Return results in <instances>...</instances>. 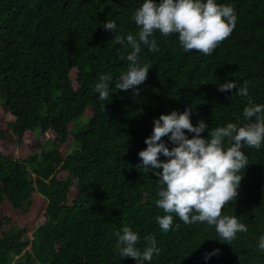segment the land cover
<instances>
[{"label": "trees", "instance_id": "1", "mask_svg": "<svg viewBox=\"0 0 264 264\" xmlns=\"http://www.w3.org/2000/svg\"><path fill=\"white\" fill-rule=\"evenodd\" d=\"M219 2L231 3L238 19L213 54L186 53L177 34L157 31L158 51L141 46L139 58L150 69L134 92L115 87L127 68L121 57L131 49L116 44L103 22L115 19L118 35L135 34L131 16L142 0H0V109L7 118L0 127V208L25 216L35 197L44 203L43 221L30 236L28 225L0 212V264H135L113 250V231L125 224L139 233L141 249L145 237H155L160 253L150 264H264L257 247L264 234V144L242 149L248 164L239 194L222 214L239 216L248 231L230 244L219 241L214 226L184 224L175 214L179 226L161 231L158 178L138 166L160 114L189 108L190 122L203 119L209 130L241 120L247 100L235 89L219 91L225 80L237 88L247 80L254 102L264 103V0ZM106 72L112 93L101 101L93 87ZM34 129L50 134L49 150L40 135L30 141ZM15 145L30 150L16 157Z\"/></svg>", "mask_w": 264, "mask_h": 264}, {"label": "clouds", "instance_id": "2", "mask_svg": "<svg viewBox=\"0 0 264 264\" xmlns=\"http://www.w3.org/2000/svg\"><path fill=\"white\" fill-rule=\"evenodd\" d=\"M131 19L138 26L135 34L118 35L115 19L105 20L103 28L114 34L116 44L131 49L121 57L128 63L126 70L116 77V89L138 92L135 86L146 80L150 69L149 64L139 58L141 46L158 51L155 32L165 37L177 34L179 45L186 53L197 50L211 55L231 34L238 17L231 3L219 0H142ZM112 80V74L106 72L94 84L93 91L101 101L112 93ZM217 87L221 92L235 89V95L246 98L241 120L209 130L203 119L197 120L195 125L190 122L189 108L179 113L172 110L160 114L153 119L152 132L144 139L146 147L137 155L142 171L146 174L151 171L158 178L155 203L164 215H157L156 221L161 231L167 233L179 226L174 225L175 214L184 224L201 222L214 226L219 241L230 244L238 233L248 231V225L237 215L222 214V208L229 201H235L239 194L240 172L248 164L242 149H259L264 144V103L254 102L247 80L239 88L235 80H225ZM206 129L207 136H202ZM188 133L192 134L191 138ZM162 137H167L171 147ZM161 155L165 159H160ZM113 236L114 252L121 258L134 259L135 264H150L154 254L160 253L154 236L145 237V246L138 247L140 235L130 225L114 229ZM257 247L264 252V234L258 237ZM217 252L218 249H213L206 253L204 260Z\"/></svg>", "mask_w": 264, "mask_h": 264}, {"label": "rangeland", "instance_id": "3", "mask_svg": "<svg viewBox=\"0 0 264 264\" xmlns=\"http://www.w3.org/2000/svg\"><path fill=\"white\" fill-rule=\"evenodd\" d=\"M87 115V114H86ZM82 120L86 121L85 117L82 118ZM7 121L6 116L3 115L1 109H0V127H5V122ZM33 135V136H32ZM40 132L39 129H34L32 131V134L28 135V138L33 140L36 136H39ZM50 134L45 133L44 135H40V138H38L42 143V148L44 150H49L51 147L50 144ZM67 147V146H65ZM30 148L26 147L25 145H15L11 148L10 152L16 156L20 157L23 156L26 152H28ZM35 205L33 210H31L28 214L25 216L21 215H14L13 211H10L7 207H1L0 212L8 213L10 216L14 218L17 224L20 226L28 225L27 235L30 236L33 229L38 226L43 220L41 217V214L43 213L44 203L41 199L35 197Z\"/></svg>", "mask_w": 264, "mask_h": 264}]
</instances>
